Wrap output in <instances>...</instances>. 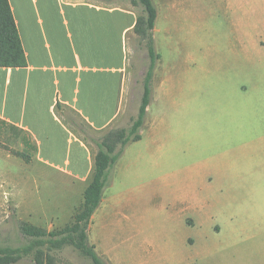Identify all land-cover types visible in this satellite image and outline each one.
<instances>
[{"label": "rangeland", "instance_id": "obj_1", "mask_svg": "<svg viewBox=\"0 0 264 264\" xmlns=\"http://www.w3.org/2000/svg\"><path fill=\"white\" fill-rule=\"evenodd\" d=\"M133 1L110 3L127 5L143 16L142 7ZM170 1L168 12L169 0H154L160 10L153 31L160 55L150 103L154 125L144 129L139 144L126 147L114 166L104 206L88 231L89 242L107 264H264V149L263 143L257 145L264 134V105L254 103L264 100V94L243 88L251 80L264 86V1L231 3L239 10L241 36L256 44L250 69L230 40L235 16L219 0ZM128 47L125 109L109 129L91 131L74 113L61 112L93 150V138L128 129L138 116L151 60L146 41L136 34L129 37ZM253 144L255 150L248 147ZM0 146L34 155L29 135L2 121ZM151 147L154 157L148 153ZM120 167L128 175L118 181ZM39 177L22 158L0 153V245L29 242L19 229L21 221L48 231L72 224V194ZM144 183L154 187H139ZM16 192L25 200V218L17 212ZM124 193L128 198L122 196L117 205L121 211L111 213L112 203ZM194 195L212 205L196 209ZM46 198L63 203L61 217H56L54 205H40ZM29 210L32 216L26 218ZM105 219L114 228H96ZM52 255L56 264H91L71 246ZM18 264L36 263L25 258Z\"/></svg>", "mask_w": 264, "mask_h": 264}, {"label": "crops", "instance_id": "obj_2", "mask_svg": "<svg viewBox=\"0 0 264 264\" xmlns=\"http://www.w3.org/2000/svg\"><path fill=\"white\" fill-rule=\"evenodd\" d=\"M111 1L9 0L28 65L25 68H0V120L29 135L37 146L32 161L29 164L24 162L25 167L40 173L42 177L39 179H47L72 194L68 209L71 220L84 203V192L94 168V151L65 125L59 116L62 111L57 112V104L73 111L97 132L109 129L123 114L129 66L128 39L135 34L138 15L132 7L111 5ZM232 1L235 3V0H219L221 7L231 11L232 18L235 16V20L228 24L230 40L237 56H241L250 69L255 63V54L251 53L256 44L241 36V23L237 21L239 10L232 9ZM172 6L169 0L168 12ZM157 10L154 31L160 17V10ZM243 88L264 94V86L256 85L252 80ZM254 103L261 106L264 100ZM150 111L149 105L142 138L144 129L154 125ZM262 143L264 149V134L258 138L257 145L261 147ZM248 147L256 149L255 144ZM0 153L14 156L3 148ZM148 153L151 157L156 156L152 147ZM116 172L118 181L128 175V170L124 172L121 167ZM143 186L151 189L154 183L139 187ZM125 195H120V200L112 203L111 213L121 211L117 205L128 198ZM15 196L17 212L23 216L25 200L18 192ZM104 200L93 216L90 228L104 206ZM191 200L196 209L206 210L212 205L211 201L197 195ZM39 203L54 205L56 217L62 216L63 203L58 198H46L45 202ZM30 213L27 211L26 218H31ZM104 221L96 228H114L115 224L107 219Z\"/></svg>", "mask_w": 264, "mask_h": 264}, {"label": "trees", "instance_id": "obj_3", "mask_svg": "<svg viewBox=\"0 0 264 264\" xmlns=\"http://www.w3.org/2000/svg\"><path fill=\"white\" fill-rule=\"evenodd\" d=\"M102 1L109 2L111 0ZM133 5L141 6L144 13L143 16H138L134 33L146 41L148 55L151 60L143 83V96L137 118L128 129L110 130L100 139L93 138L92 141L96 146V150H93L94 168L89 186L84 192V203L74 214L72 224L61 230L48 231L45 228L21 221L19 229L29 242L18 247L0 245V264H18L25 258H32L36 264H56L52 253L59 252L66 246L76 249L91 264H107L97 253L96 247L90 244L88 231L93 216L103 202L104 191L112 184L114 166L121 159L130 143L142 139L141 132L145 125L147 110L153 94L154 70L156 61L160 58L154 46L153 31L158 17L154 0H134ZM27 65V57L10 2L9 0H0V68H25ZM64 110L74 113L58 103L57 112ZM59 116L69 130L89 146L85 139L80 137L74 130L70 122L62 115L59 114ZM84 124L87 129L94 131L87 123L84 122ZM80 132H85V130L81 128ZM0 148L2 147L0 146ZM3 149L14 156L22 158L28 164L32 161L31 154L13 152L7 148ZM33 152H37L36 145L33 147Z\"/></svg>", "mask_w": 264, "mask_h": 264}]
</instances>
